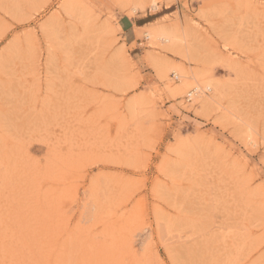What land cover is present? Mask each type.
Listing matches in <instances>:
<instances>
[{
	"label": "rangeland",
	"instance_id": "obj_1",
	"mask_svg": "<svg viewBox=\"0 0 264 264\" xmlns=\"http://www.w3.org/2000/svg\"><path fill=\"white\" fill-rule=\"evenodd\" d=\"M0 264H264V0H0Z\"/></svg>",
	"mask_w": 264,
	"mask_h": 264
},
{
	"label": "bare ground",
	"instance_id": "obj_2",
	"mask_svg": "<svg viewBox=\"0 0 264 264\" xmlns=\"http://www.w3.org/2000/svg\"><path fill=\"white\" fill-rule=\"evenodd\" d=\"M174 28L168 27L165 25H160V26H157L155 29L152 30L153 31L152 35H154L158 39H161L163 41L168 42V44L166 45L167 48H171L172 50L175 49V51H177L179 54H181L182 52L180 51V49L178 50V47L176 46V45H178L177 43L179 41H181V40H179V39H181V37L179 36L180 33L178 35L177 32H179V31H176L177 27L175 29ZM163 65L160 67L158 66L157 68H161L162 74L165 77H167V69L169 67L163 66ZM170 66L176 72L175 75L177 76L179 74L178 77H180L179 82L174 83V84L170 83L167 87L169 92L172 95L177 96V95L183 94L185 91H187L189 93V97H192V95H194V93L199 94L200 91H204V88L202 85L203 82L200 80L201 79L200 72L194 73V72L188 71L187 69H185L183 66H181L179 64H173ZM204 87H205V89H208L210 91H214L215 85L209 81L208 85H204ZM213 96H214V94H213Z\"/></svg>",
	"mask_w": 264,
	"mask_h": 264
}]
</instances>
